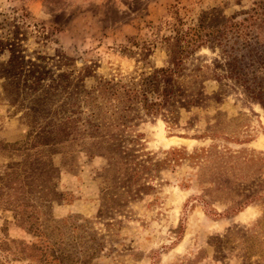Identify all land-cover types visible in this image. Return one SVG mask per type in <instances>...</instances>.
I'll return each mask as SVG.
<instances>
[{"label":"rangeland","instance_id":"1","mask_svg":"<svg viewBox=\"0 0 264 264\" xmlns=\"http://www.w3.org/2000/svg\"><path fill=\"white\" fill-rule=\"evenodd\" d=\"M255 9L264 0H0V264H264V107L213 76L218 48L184 61L200 104L142 113L115 135L119 165L49 124L67 89L139 81L204 13Z\"/></svg>","mask_w":264,"mask_h":264},{"label":"trees","instance_id":"2","mask_svg":"<svg viewBox=\"0 0 264 264\" xmlns=\"http://www.w3.org/2000/svg\"><path fill=\"white\" fill-rule=\"evenodd\" d=\"M178 35L170 53L171 65L155 68L139 81L100 78L92 89L80 92L67 89L69 102L60 105L65 115L61 118L54 116L49 121L58 140L73 146L87 145L86 141L92 140L89 146L97 150L98 155L105 156L112 164H121L125 157L118 156L116 152L127 153V146L114 142L115 135L125 142L123 135L134 120L141 118L142 113L155 117L163 110L173 113L178 104L190 109L203 100L205 90L196 86L199 73L192 70V73L184 74L183 71L184 61L202 47L218 48L221 52V59L214 62V77L236 81L264 107L262 13L255 9L248 16L238 19L215 11L207 12L196 24L183 32L178 31ZM8 65L7 70L11 69L12 74L20 68L13 60ZM62 76L68 77L62 74L59 78L62 79ZM10 87L13 91L21 89L13 83ZM26 87L44 94L53 91L51 88H34L33 85ZM85 112H88L87 115L82 116ZM138 165L141 166V163Z\"/></svg>","mask_w":264,"mask_h":264}]
</instances>
